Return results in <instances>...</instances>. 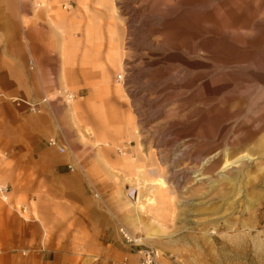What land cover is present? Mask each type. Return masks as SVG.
<instances>
[{
  "label": "rangeland",
  "instance_id": "obj_1",
  "mask_svg": "<svg viewBox=\"0 0 264 264\" xmlns=\"http://www.w3.org/2000/svg\"><path fill=\"white\" fill-rule=\"evenodd\" d=\"M35 3L63 17V130L107 134L118 230L155 264H264V0Z\"/></svg>",
  "mask_w": 264,
  "mask_h": 264
},
{
  "label": "crops",
  "instance_id": "obj_2",
  "mask_svg": "<svg viewBox=\"0 0 264 264\" xmlns=\"http://www.w3.org/2000/svg\"><path fill=\"white\" fill-rule=\"evenodd\" d=\"M35 4L0 0V264H101L123 255L114 160L91 147L107 135L100 129L63 130V32L52 30L63 17L36 14ZM33 17L39 28L25 29Z\"/></svg>",
  "mask_w": 264,
  "mask_h": 264
},
{
  "label": "built area",
  "instance_id": "obj_3",
  "mask_svg": "<svg viewBox=\"0 0 264 264\" xmlns=\"http://www.w3.org/2000/svg\"><path fill=\"white\" fill-rule=\"evenodd\" d=\"M71 2L72 0H65L64 8L65 9L71 8V5H72ZM62 7H63V4H62ZM30 65L32 67V63H30ZM118 80H120V78H118ZM69 98L72 99L71 96ZM27 107L29 108L30 112H35L37 109L36 105H27ZM47 146L56 149L57 152L61 155L66 154V147L64 145H59V143L53 138H50L47 141ZM67 170L70 173H73L76 171V169L70 164L67 165ZM7 192L8 191L6 187L0 188V195L3 198L6 197ZM118 233L120 236V241L125 248H127L130 251L137 250L136 253L137 255H139L137 264H155L156 263L157 253L155 251L141 247V243H139V241H136L133 237H131L123 228H120L118 230ZM102 264H131V263L129 262L127 257H124L118 262L110 260V261H105Z\"/></svg>",
  "mask_w": 264,
  "mask_h": 264
},
{
  "label": "bare ground",
  "instance_id": "obj_4",
  "mask_svg": "<svg viewBox=\"0 0 264 264\" xmlns=\"http://www.w3.org/2000/svg\"><path fill=\"white\" fill-rule=\"evenodd\" d=\"M214 2V1H213ZM219 3V2H218ZM217 5L215 4V3H203L202 4V6H199L198 8H199V10H200V12H203V13H205L206 11H209V10H215V7H216ZM197 8V9H198ZM220 8V7H219ZM172 9V8H171ZM216 11V10H215ZM220 11V10H219ZM202 13V14H203ZM174 14V13H173ZM176 17V16H175ZM177 18V17H176ZM176 21H177V19H174V20H170V21H168V25H174V24H176ZM220 37V36H219ZM217 38V37H216ZM226 39V38H225ZM218 41L219 42H216V43H218L219 45H222V46H225V45H227V43L228 44H230V42L228 41V38H227V40H224V39H218ZM213 58H215V59H220L221 58V60H224V59H226V58H224V59H222V57H217V56H212ZM225 57H227V56H225ZM188 62V61H187ZM189 63V62H188ZM199 68V67H198ZM214 73H215V71H214ZM218 76V75H217ZM216 76V77H217ZM225 76H227V75H225ZM220 77V76H219ZM213 79V78H212ZM230 79V78H229ZM228 85V87H230L231 85H233L234 84V81L233 80H231V81H227V83H225V85ZM224 85V84H223ZM226 85V86H227ZM261 106V105H260ZM264 110V109H263ZM154 193V192H153Z\"/></svg>",
  "mask_w": 264,
  "mask_h": 264
}]
</instances>
